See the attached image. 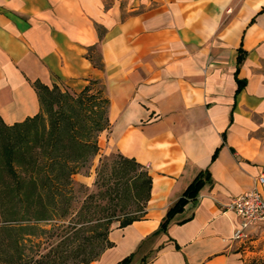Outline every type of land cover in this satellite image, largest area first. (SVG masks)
Here are the masks:
<instances>
[{
  "label": "crops",
  "instance_id": "crops-1",
  "mask_svg": "<svg viewBox=\"0 0 264 264\" xmlns=\"http://www.w3.org/2000/svg\"><path fill=\"white\" fill-rule=\"evenodd\" d=\"M91 79L108 98L100 150L134 157L152 181L144 215L81 264H263L264 232L233 240L226 205L264 172V0H0L4 122L39 111L36 81Z\"/></svg>",
  "mask_w": 264,
  "mask_h": 264
},
{
  "label": "trees",
  "instance_id": "trees-1",
  "mask_svg": "<svg viewBox=\"0 0 264 264\" xmlns=\"http://www.w3.org/2000/svg\"><path fill=\"white\" fill-rule=\"evenodd\" d=\"M35 88L41 111L10 124L0 117V262L87 263L112 245L114 222L123 226L144 215L151 175L134 157L104 154L95 168L97 189L80 206H69L72 175L98 153V135L108 127V98L101 89L89 92V84L75 93L39 81ZM202 182L196 176L188 184L159 229ZM131 257L115 264H129Z\"/></svg>",
  "mask_w": 264,
  "mask_h": 264
},
{
  "label": "built area",
  "instance_id": "built-area-1",
  "mask_svg": "<svg viewBox=\"0 0 264 264\" xmlns=\"http://www.w3.org/2000/svg\"><path fill=\"white\" fill-rule=\"evenodd\" d=\"M264 182V172L255 176L252 186L232 196L227 207L237 215V222L232 229V239L245 241L250 238L249 228L264 232V194L260 185Z\"/></svg>",
  "mask_w": 264,
  "mask_h": 264
},
{
  "label": "rangeland",
  "instance_id": "rangeland-1",
  "mask_svg": "<svg viewBox=\"0 0 264 264\" xmlns=\"http://www.w3.org/2000/svg\"><path fill=\"white\" fill-rule=\"evenodd\" d=\"M86 84H89L90 85V88H89V92H92L94 90H102V93L104 94L103 92V85L101 82H93V83H86ZM85 84V85H86ZM85 85H83L81 88H75V87H66V86H63V88L60 87V89L62 91H69L70 93H75V92H78L80 91ZM41 106H40V109L39 111H41ZM38 111V112H39ZM101 135V132L99 133L98 135V139H99V136ZM99 145V143H98ZM110 152H117L116 150H111L109 152H103L100 150V146H99V150H98V153L96 155L93 156V158L91 159V161L82 168L81 171L79 172H76L72 175V182H73V186H74V189H73V193L71 195V199H70V205L69 206H72L74 208H76V206H80L81 205V202H82V199H83V196L86 194V193H89V192H93L97 189L94 181H95V176H96V171H95V168L99 162V158L104 155V154H108ZM106 201H103V203H105ZM106 206H113L112 203H106ZM127 206H137L136 204H134L133 202H129ZM118 222H114L113 225L117 224ZM0 264H6L4 262H0Z\"/></svg>",
  "mask_w": 264,
  "mask_h": 264
}]
</instances>
